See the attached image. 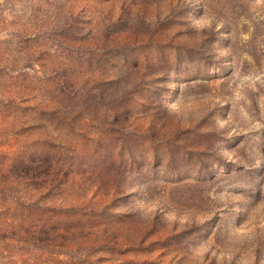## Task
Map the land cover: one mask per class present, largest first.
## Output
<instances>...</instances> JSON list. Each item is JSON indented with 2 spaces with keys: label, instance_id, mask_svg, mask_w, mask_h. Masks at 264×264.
<instances>
[{
  "label": "rangeland",
  "instance_id": "obj_1",
  "mask_svg": "<svg viewBox=\"0 0 264 264\" xmlns=\"http://www.w3.org/2000/svg\"><path fill=\"white\" fill-rule=\"evenodd\" d=\"M0 264H264V0H0Z\"/></svg>",
  "mask_w": 264,
  "mask_h": 264
}]
</instances>
